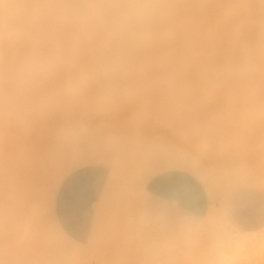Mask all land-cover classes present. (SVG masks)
<instances>
[{
  "label": "rangeland",
  "instance_id": "obj_1",
  "mask_svg": "<svg viewBox=\"0 0 264 264\" xmlns=\"http://www.w3.org/2000/svg\"><path fill=\"white\" fill-rule=\"evenodd\" d=\"M202 1L207 4L211 2L218 4L214 14L218 16L220 23H225L223 26L233 24L235 31L238 27L247 28L245 26L258 28L259 22L256 20L264 18V0H259L256 8H253L254 5L248 3V0H242L240 4L235 5L231 4V0ZM255 11L259 14L261 12L263 16L258 14L256 20L252 17L250 18L252 20L246 19L247 21L240 17L245 15L244 13L257 15L258 12ZM232 16L235 18L234 22L230 19ZM227 37L220 38L221 41L218 42L222 44ZM258 59L263 60V54L259 53ZM51 65L52 63L47 60H26L21 65L24 69H20L18 73L14 70L6 80L9 86L0 94V215L3 216H0V226L5 220L6 225L3 224L4 227L1 228L4 238L8 243L14 242L12 248L18 254L11 257L10 264H188L190 259H197L196 254L200 255L209 251L212 246L215 247L213 242L220 238V233L227 224V215L223 208H212L206 218L201 219L203 221H198L199 224L194 230L184 232L183 236H164L147 228L137 214V197L141 185L166 168L182 167L197 176L202 172L206 173L201 177L205 181L208 179L206 182L209 183L205 181L204 183L211 197L219 195L225 199L233 189L248 183H256L264 188V104L262 107L260 102V105L256 102L261 101L262 94L259 92L256 101L253 99L257 98L256 96L247 94V97L251 98L249 101L253 100L251 106L255 108L244 107L248 109H245L246 111L234 108L240 112L239 114L235 111L234 116H230L233 108L228 112L229 107H226L225 110H220L229 115H224L225 113L221 111L224 116L220 114L218 117L220 105L219 108L214 107L216 112L213 108L212 113L215 114L210 112L209 115L208 112L211 110L207 105V114L211 119L214 118L211 116L214 115L216 118L218 114L219 121L211 120L207 115L206 118L202 116L206 114V111L201 112L205 110L204 105L202 108L199 104L200 111L195 108L198 105L189 106L185 99L192 98L188 97L191 93H179L187 95L185 102H181V98L178 99L177 93H167L171 96L177 94L173 98L166 93L144 95L142 98L138 96L134 103H124V110L123 108L122 111L116 110L117 114L123 115L121 118L126 122L122 123L117 115L113 117L115 112L111 111H108V117L105 116L107 120L104 118L102 121L95 107H92L93 92L90 89L82 91L81 100L87 104V109L80 110L76 98L69 97V91L81 85L82 80L76 74L65 79L64 76L52 73ZM81 65L72 62L68 63L67 68L77 69L82 67ZM54 66L58 69L64 67L59 63ZM92 81L93 84L100 82L98 79ZM159 94L161 95L158 96ZM207 96L206 101L212 97ZM219 96L214 97L215 99L212 97V101L215 102L210 103L215 104L210 105L234 98L221 95L220 100ZM196 97L194 95L193 101L198 103ZM160 99L163 102H160ZM166 99L172 101V104ZM208 101L205 103L208 104ZM226 101L220 104L224 106ZM181 103L183 107L179 105ZM184 107L188 108V111ZM195 109L198 110L196 111L198 115L193 117ZM251 109L258 111L249 114ZM241 112L244 114L247 112L245 115L250 116H240L244 115ZM187 113L190 114L186 116ZM227 115V119L229 117L233 119L227 120L225 117ZM201 116L203 121L206 119L209 124L206 121L201 122ZM167 117L168 119H165ZM221 117L225 118L224 122L219 119ZM214 120L216 125L221 121L224 125L218 124L219 126H214V129L212 127L211 131L213 124L210 121ZM186 121H189L187 124H192L187 126V129L184 126ZM120 122L121 125H125L124 129L118 128ZM204 129L205 132L211 133H202L201 130ZM192 131L196 135H193ZM201 137L205 138L199 141L197 138ZM189 140L192 143L198 140L199 143L196 141L192 144ZM136 143L140 146L150 145L148 147L153 151V157L154 154L158 157L142 161L136 150H126L127 147L137 145ZM157 148L163 155L159 150L158 153L161 155L155 153ZM180 158L185 161L186 166L178 163L177 160ZM93 162H107L113 167L102 200L98 204L96 226H100L102 210L109 201L110 205H114L116 216L108 219L107 226L98 238L94 234L90 242L82 247L68 240L53 215V205L63 178L72 170ZM188 163H191V167ZM114 186L116 189L111 197L110 190ZM5 215L7 217L4 219ZM248 218L253 223L264 220V197L253 206ZM8 224L11 226L8 227ZM211 250L213 251V248ZM191 256L194 258H190Z\"/></svg>",
  "mask_w": 264,
  "mask_h": 264
},
{
  "label": "bare ground",
  "instance_id": "obj_2",
  "mask_svg": "<svg viewBox=\"0 0 264 264\" xmlns=\"http://www.w3.org/2000/svg\"><path fill=\"white\" fill-rule=\"evenodd\" d=\"M240 1L242 0H231V4L235 5ZM250 2L254 5L253 8H256L255 5L259 0H248V3ZM212 3L207 4L202 0H0V94L9 86L6 80L14 70L18 73L22 69L21 65L26 60L40 59L51 62V72L64 76L65 79L76 74L82 80V83L74 90L69 91V97L76 98L80 110H86L87 104L81 100V93L85 89H90L93 92V106H89L95 107L102 121L105 116L108 117V111H111V113H116L117 109L122 111L124 103H134L141 96L157 93H177L178 95H176L179 96L178 99L181 98V102L187 98V95H180L181 93H193V95H188L192 98L185 99V101L187 100L189 106L194 105L195 107L198 105V107H195L197 109L200 108V105H202V108L205 106V110H201V112L206 111L205 115L202 114L204 118H206V115L210 118L209 115H211L213 108L219 105L218 110H225L226 107H229L227 108L228 112H231L232 108L233 110L234 108L241 109V111L243 109L244 111L248 110L246 108L250 109L249 106H251L253 100L252 102L249 101L251 98H248L247 94L254 95L253 97L258 92L262 94L261 96L259 94L261 101H256L259 98L257 96V98L252 97L258 105L261 103L262 106L264 104V18L261 17L256 20V17H259L258 11H255L258 12L257 15L255 13H244L245 15L240 16L241 19L248 20L254 17L259 22L258 28L254 27L255 29H253L245 26L247 28L239 29L238 27V30L235 31V28L232 27L233 24L223 26L225 23H220L218 16L214 14L215 8L219 5ZM260 14L262 13L260 12ZM230 19L235 21L233 16ZM224 36H228L227 40H223L224 42L220 44V38L223 39ZM259 53L263 54V60L258 59ZM72 62L82 64V67L77 69L67 68L68 63ZM56 63L62 64L64 67L58 69L54 66ZM92 79H98L100 82L93 84ZM255 91L257 92L255 93ZM195 93H199L198 96ZM203 94L204 96L210 95L213 99L219 95L234 98H231V100L227 98V101L225 99L222 102L219 96V101L222 103L226 101L225 105H228H224V107L222 103L219 102L218 104V101L216 105H210L215 104L212 103L215 101H212L210 96L211 99L208 98L209 101L207 100L208 104H206L207 98ZM167 95L171 96L170 94ZM176 95L171 97L173 98ZM194 95L197 96L198 103L193 101ZM199 98L201 99L199 100ZM210 101L212 102L210 103ZM160 102L163 101L160 99ZM170 102L172 104V101ZM207 105L211 110L208 112H211L209 115L207 114ZM137 107L140 108V106ZM210 107L212 108L210 109ZM187 109L185 108V110ZM137 110L139 109L137 108ZM222 110H220L219 116L216 113L218 117L223 113ZM255 110L251 109L249 114L251 112H253L251 114H254ZM196 111L198 112L196 109L195 113L193 111V117L198 115ZM214 111L216 112V109ZM235 111L238 112L239 110L232 111L230 116H234ZM115 113L113 117L117 115L122 123L126 122L121 118L123 115L117 114L118 112ZM238 113L240 114V112ZM242 113L244 114V112ZM188 114L190 113H187L186 116ZM226 114L229 115V113L224 115ZM245 114L240 116H250ZM228 115L225 116L226 119ZM132 116H135V114H132ZM202 116V121L201 119L199 121L205 122L206 119L203 121ZM217 116L215 118L213 115L211 117L214 118L210 119L219 121ZM105 119L107 120V118ZM165 119H168V117ZM219 119L224 122L225 118L221 117ZM228 119L232 120L233 118L229 117ZM215 120L210 121L213 126L208 125V127L211 126V131L212 127L214 129V126L218 124L224 125L221 124L222 121L216 125ZM121 122L117 127L124 129L125 125H121ZM187 122L189 121L185 122L186 125L184 123L186 129L187 126H192L191 123L190 125ZM190 129L194 131V129ZM207 129L209 130V128ZM211 131L209 132L211 133ZM201 132L209 133L208 131L205 132V129ZM201 132L200 134H202ZM193 135H196V133H193ZM125 136L123 137L125 138ZM202 138L205 137L197 139L201 141ZM120 139L122 138L120 137ZM196 141H193V143ZM185 142L187 144V141ZM137 145L127 147L126 150H136L142 161H147L146 158L150 160L153 157V151L148 147L150 145ZM158 150V148L157 151L155 149V153L161 155L162 151L159 150L161 153H158ZM155 155L153 158L158 157ZM177 161L181 166H186L182 158ZM190 165L191 163H188V166ZM204 174L206 173L202 172L198 176L202 179L201 176ZM202 180L205 181L204 178ZM206 181H208L207 178ZM6 217L5 215L4 219ZM226 223L225 228L220 233V238L213 242L215 246L211 247L213 251L210 248L209 251H205L200 255L196 254L197 259L191 256L190 258L194 259H190L188 264H224V262L236 258L234 241L240 235L258 232L261 229L244 231L233 226L227 218ZM3 224L0 226V264H10L11 257H14L17 253L12 248L14 242L9 241L8 243L4 238L5 235L1 228L6 224ZM9 226L11 225L8 224Z\"/></svg>",
  "mask_w": 264,
  "mask_h": 264
},
{
  "label": "crops",
  "instance_id": "obj_3",
  "mask_svg": "<svg viewBox=\"0 0 264 264\" xmlns=\"http://www.w3.org/2000/svg\"><path fill=\"white\" fill-rule=\"evenodd\" d=\"M112 170L107 162H93L63 178L55 195L53 215L69 241L83 247L94 234L98 238L108 219L116 216L109 201L102 210L100 226H96L98 204ZM115 189L114 186L110 190L111 197ZM263 197L264 188L256 183L239 185L225 199L219 195L211 197L199 176L173 167L158 172L141 185L136 210L147 228L164 236H183L184 232L194 230L212 208L221 207L233 226L251 231L264 227V220L253 223L248 218Z\"/></svg>",
  "mask_w": 264,
  "mask_h": 264
},
{
  "label": "clouds",
  "instance_id": "obj_4",
  "mask_svg": "<svg viewBox=\"0 0 264 264\" xmlns=\"http://www.w3.org/2000/svg\"><path fill=\"white\" fill-rule=\"evenodd\" d=\"M236 258L224 264H264V228L242 234L235 241Z\"/></svg>",
  "mask_w": 264,
  "mask_h": 264
}]
</instances>
